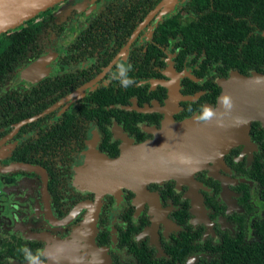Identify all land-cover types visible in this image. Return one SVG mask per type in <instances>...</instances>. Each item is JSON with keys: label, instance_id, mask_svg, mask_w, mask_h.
Listing matches in <instances>:
<instances>
[{"label": "flooded vegetation", "instance_id": "af4514ba", "mask_svg": "<svg viewBox=\"0 0 264 264\" xmlns=\"http://www.w3.org/2000/svg\"><path fill=\"white\" fill-rule=\"evenodd\" d=\"M195 5L63 0L0 34V264H58L61 248L78 240L87 264H97L94 250L104 264H209L228 243L264 254L260 116L222 159L166 162L173 175L141 182L143 196L109 187L140 161L92 180V157L114 164L166 120L204 122L223 81L257 73L226 72L186 42ZM33 25L44 41L18 49L11 39ZM39 58L43 73L19 77Z\"/></svg>", "mask_w": 264, "mask_h": 264}, {"label": "trees", "instance_id": "16d2710c", "mask_svg": "<svg viewBox=\"0 0 264 264\" xmlns=\"http://www.w3.org/2000/svg\"><path fill=\"white\" fill-rule=\"evenodd\" d=\"M195 8L197 17L183 34L198 54L223 60L226 72L264 73V0H196ZM35 27H25L11 39L18 49L44 41L42 31ZM236 247L226 244V252L209 264H264V254L252 253V248L249 254L236 253ZM257 249L264 250V246Z\"/></svg>", "mask_w": 264, "mask_h": 264}, {"label": "water", "instance_id": "95a60500", "mask_svg": "<svg viewBox=\"0 0 264 264\" xmlns=\"http://www.w3.org/2000/svg\"><path fill=\"white\" fill-rule=\"evenodd\" d=\"M61 1L63 0H0V34L22 25ZM42 67H44V59L39 58L24 68L19 77L43 73ZM221 86L222 92L216 108L210 111L209 118L204 121V124H194V131L197 134L191 136L193 140L191 146L216 141L219 145L218 155L223 157L231 147L239 144L236 143L237 137H240L238 129L235 127L238 124L237 121L242 122L239 129L245 138H248L250 123L259 116L264 120V74L254 73L251 77H245L238 73H232L229 79L221 83ZM190 121L193 119L184 121L182 125L187 123L193 125ZM199 132L203 133L198 134ZM160 133L161 131L157 134ZM159 155H162L159 159L161 163L174 162L182 158V156L169 155L158 149L150 159L147 158L141 162L149 163ZM165 174L154 173L151 170L148 180L166 177L163 176ZM90 217L85 223V228L87 232L91 230L94 233L96 214L94 217L93 215ZM93 252L97 264H104L101 252L95 250Z\"/></svg>", "mask_w": 264, "mask_h": 264}, {"label": "rangeland", "instance_id": "374dc122", "mask_svg": "<svg viewBox=\"0 0 264 264\" xmlns=\"http://www.w3.org/2000/svg\"><path fill=\"white\" fill-rule=\"evenodd\" d=\"M174 96L175 93L171 88L172 100ZM190 122L193 125H191L190 123L182 125L183 122L174 123L172 120H166L161 133L156 134L154 140L147 141L139 146L128 147L125 150V152L128 154V156H124L125 160L122 159L121 161L113 162L114 164H112L105 158L98 159L95 156L91 158V155L88 154L90 155L89 157L91 158V161H93L96 165L95 174L92 176V180L93 178H95L98 183H104L109 176L116 172V169L118 167H123L124 165L130 164L134 161H140V163L132 166L130 170H127L116 176L109 183V187L112 186L115 190L121 188H132L138 195L143 196L145 189L144 185L141 186V182L143 184V181L146 182L149 179L151 170H153L154 173L158 172L162 174L168 172L169 176L166 177H171L174 173V170L171 167L166 166L165 163L159 162V159L160 157H162V155H159L155 160L153 159L149 163L141 162L147 158L150 159L158 149L167 152L169 155H174V152L171 151V148H176L178 156L183 155V164L189 166L195 165L196 161H217L219 159H222V157L218 155L219 145L216 141H213V143L206 142L191 146V143L193 142L191 136L196 133L194 131V124H204V122H199L195 119ZM236 123L238 124L237 126L235 125V127L238 129L240 135V137H237L236 143H243L245 140V136L239 129L242 122L237 121ZM201 133L203 132H199L198 134ZM92 169L93 168H90V171H92ZM77 244H79V240L74 242L71 247L61 248L60 253H57V255L59 256L58 264H87L83 261L84 256H81V254H79L82 247ZM81 252H83V250H81Z\"/></svg>", "mask_w": 264, "mask_h": 264}]
</instances>
